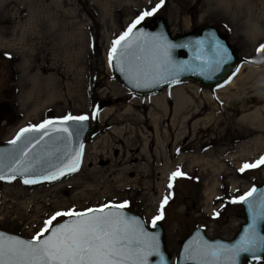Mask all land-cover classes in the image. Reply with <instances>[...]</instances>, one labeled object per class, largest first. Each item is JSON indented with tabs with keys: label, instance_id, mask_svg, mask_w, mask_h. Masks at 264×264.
I'll return each instance as SVG.
<instances>
[{
	"label": "rangeland",
	"instance_id": "obj_1",
	"mask_svg": "<svg viewBox=\"0 0 264 264\" xmlns=\"http://www.w3.org/2000/svg\"><path fill=\"white\" fill-rule=\"evenodd\" d=\"M193 1L164 0L141 22L152 25L158 15L172 34H180L200 24L224 21L238 57L264 62V51H257L264 44V0L204 8ZM158 3L160 0H0V101L10 104L13 117L10 123L7 119L1 122L0 143L45 119L85 115L92 123L96 106L116 108L104 119H100L102 110L99 112V131L85 141L83 159L90 145L95 144L99 153L105 149L103 138L116 139L114 128L133 126L132 118L116 117L132 101L141 113L158 115L164 127L170 123L169 113L161 112L152 96L164 95L171 113V95L181 90L192 100L183 111L192 115L198 108L185 125L176 120L186 134L184 147L170 153L172 167L162 192L158 185L164 178L159 175L138 174L134 168L123 169L106 156L92 154L90 164L81 162L76 172L54 182L25 184L18 178L0 179V229L32 238L56 211H83L124 201H128V210L151 226L161 201L169 196L164 218L157 222L164 228L166 248L173 259L180 236L194 227H202L209 237H233L243 221L239 197L264 182V164L240 171L244 164L264 156V126L251 130L248 121L240 119L247 109L264 105V67L244 63L229 89L184 80L151 93L129 90L113 73L108 52L112 41L132 21ZM139 125L152 136L149 121ZM128 136L126 130L124 137ZM155 158L154 166L161 163ZM177 168L184 175L172 180L170 189L169 177ZM242 264H264V253L258 259H244Z\"/></svg>",
	"mask_w": 264,
	"mask_h": 264
},
{
	"label": "snow or ice",
	"instance_id": "obj_2",
	"mask_svg": "<svg viewBox=\"0 0 264 264\" xmlns=\"http://www.w3.org/2000/svg\"><path fill=\"white\" fill-rule=\"evenodd\" d=\"M164 0L156 5L151 11L141 13L128 28L112 41L108 52V63L115 64L121 71L126 70L130 79L136 80V86H141V80L153 83H175V77L183 68H177L170 59V49L177 47L168 43L166 38L148 37L144 43H140L141 38L147 36L142 32L134 33V29L146 16H151L162 4ZM145 44L148 45L147 49ZM197 45L202 46L203 42L197 41ZM184 47L186 45H180ZM212 53L211 58L203 56L198 48L196 60L201 61V71L215 70L214 66L231 59L228 50L218 40L213 38L209 44ZM264 51V44L257 49ZM144 86H147L145 84ZM95 116V113L93 114ZM85 115L73 116L65 115L55 120L45 119L42 123L22 128L16 137L9 141L10 144H17L25 137L26 133H41L40 140L44 136H49L50 131L67 134L59 139L70 140L73 135L77 137L82 131V122L87 120ZM81 122L80 128L75 132L70 131L67 126L69 122ZM50 130V131H49ZM31 143V140H27ZM27 143L24 147H27ZM67 147V145H66ZM83 145H80L82 149ZM80 149L74 150V154L65 152L58 155V165H50L54 171L48 168H41V178L45 180H55L63 176L66 172H75L79 168ZM23 155L27 153L23 152ZM3 156H0V165L3 164ZM14 164L20 166L21 173L36 175L35 165L32 161H22L14 159ZM264 164V156L251 164H244L240 171L246 168H255ZM10 167L12 173H16V167ZM179 168L172 172L169 177L168 187L172 188V180L182 176ZM14 179L15 176H10ZM0 179L5 176L0 174ZM25 184L38 183V179L25 178ZM256 189L253 188L239 201L249 202ZM169 196H165L160 203L159 214L153 216L152 227H156L157 221L164 218V206L168 203ZM237 201H233L236 203ZM128 206V201L120 204L106 203L96 208H86L83 211L68 209L67 211H56L44 221V226L32 237L31 240L20 239L0 232V264H149V257L159 256V264H164V257L160 254V244L158 234H149L145 231V226L136 217H128L122 211ZM252 208V204H249ZM58 217H69L63 223L54 224ZM264 218V193L260 194L259 201L253 210L252 224L245 230V235L235 245L215 244L207 242L198 245L196 248L189 247L186 250L184 259L197 261V264H236V258L242 252L255 253L264 246V237L256 232V221Z\"/></svg>",
	"mask_w": 264,
	"mask_h": 264
},
{
	"label": "water",
	"instance_id": "obj_3",
	"mask_svg": "<svg viewBox=\"0 0 264 264\" xmlns=\"http://www.w3.org/2000/svg\"><path fill=\"white\" fill-rule=\"evenodd\" d=\"M152 23L153 24L151 25L147 22H141L139 25H137V28L133 30L134 33L142 32L144 34H147V36L141 38L140 43H144L148 39V37H165L168 43L177 45V47L170 49V59L177 68L182 67L183 70L179 71L178 75H176L175 77L178 82L153 83L151 81L141 80V86H136L137 82L135 79H130L129 74L126 70V66L125 71H121L114 64L113 66H111L113 73L118 78V80L129 90L131 89V91L135 93H151L164 89L166 87H170L172 85H176L184 80H193L204 86H217L226 84L238 72V69L241 65V60L238 58L234 48L229 43L228 39L220 33L219 29L216 26L209 24H200L189 31L180 34H172L169 30L166 20L163 17L158 15L155 16L152 20ZM213 38L224 44L231 59L220 63L218 66H214L215 70L201 71V61L195 59L197 50L199 48L203 56L211 58L212 53L209 49V44L213 42ZM197 41L203 42L202 46L197 45ZM180 45L186 46L181 47ZM147 47L148 45L145 44L146 49ZM244 62L253 66L264 65V63L262 62H252L250 60H245ZM145 84H147V86H144ZM103 108L104 105H98L94 109H92V123L89 119L83 121V127L80 135L78 137L76 135H73L70 140L65 141L63 139H59V137L66 136L67 134L51 132L49 130L50 135L44 136L42 140L39 139L42 135V132L26 133L25 137L27 139H22L15 145L10 144L9 142L0 143V156H3L4 158L3 164L0 165V174L5 176V179L1 180L11 181L13 179H10L9 177L14 175L15 178L21 179L22 182L25 178L38 179L39 182L54 181L42 179L40 169L48 168L50 171H54V168H51L49 166L59 164V160L57 159L58 155H63L65 152L74 154V150L80 149V145L84 146V142L93 137L99 131V112ZM11 113L12 109L10 104H8V102L6 101H0V124L4 119H7L9 123L12 122L13 117ZM94 113L95 116L93 115ZM67 126L70 128V131L75 132L78 128H80L81 122H69ZM27 140H31V143H27ZM26 143L27 147L25 148L24 145ZM21 149H23V152L27 153L26 156L22 154ZM82 151L83 147L82 149H80L81 155L79 159V165L82 158ZM14 159H20L25 162L32 161L35 165L34 170L36 171V175L21 173L19 170L20 166L14 164ZM9 166L16 167V173H12ZM67 173L72 172H66V174ZM60 177L62 176H59V178ZM255 189L256 192L253 194V197L249 199V202L240 201L239 205H241V211L239 215L243 218V221L239 224V227L234 235H232V238L226 239L220 236L209 237L202 227H194L189 232L180 236L179 250L174 260L166 248L164 228L160 223H157L155 228L152 227V225L151 227H148L145 224L143 218L139 214H137V212L135 213L126 208H124L122 211L128 217L138 218L140 222L145 226V231H147L149 234H158L160 254L164 257V264H197V261L195 260L184 259L186 250L189 247L196 248L198 245H202L205 242L211 245H235L241 239V237L245 235V230L248 229L249 225L252 224L253 210L255 209V206L259 201L260 194L264 193V182L257 185ZM250 203L253 206L252 208L249 207ZM68 219L70 218L66 217L54 224L63 223ZM0 232L9 236L18 237L20 239L31 240L29 238H26V236L24 237L3 229H0ZM256 232L259 236L264 237V218L257 219ZM263 253L264 246H261L260 250L255 253L242 252L239 254V256H237L236 264H241L244 259H257ZM149 264H159V256H150Z\"/></svg>",
	"mask_w": 264,
	"mask_h": 264
},
{
	"label": "bare ground",
	"instance_id": "obj_4",
	"mask_svg": "<svg viewBox=\"0 0 264 264\" xmlns=\"http://www.w3.org/2000/svg\"><path fill=\"white\" fill-rule=\"evenodd\" d=\"M239 4H244L243 1L246 0H217L222 5H230L233 2ZM243 64H241L242 68ZM252 66V65H250ZM264 67L262 66H253ZM253 68L254 70H256ZM240 69L237 75L223 88L229 89L234 86L236 77L239 76ZM196 93V90H192ZM173 99V104L171 113L170 109L167 106L165 96L162 94L152 96V103L163 113L168 114L170 123L164 127L160 122L158 115L148 111L147 115L141 113L135 107L134 102H130L126 105L121 111L116 113V117L119 119L122 118H132L133 126L128 124L123 127H116L113 129V133L116 135V139L108 140L106 137L102 140L104 141L105 149L101 152L96 151L95 144L90 145L88 151L85 149L83 153V165H88L92 161V154H97L98 156H106L107 158L114 160L116 163L122 165L123 169H132L134 168L138 174H154L159 175L164 181L162 185L159 184V191H163L164 183L166 177L170 174V169L172 167V162L170 159V153L178 151L181 147H184L182 141L185 139L186 134L181 130L183 126H177V121L181 122L182 125H185L186 122L191 118V116L197 114L198 108L193 112L192 115L187 114L183 111L188 109L189 105L192 103V100L185 95L181 90L174 91L171 95ZM208 96H210L208 94ZM116 108L114 107H105L100 112V119L108 117ZM171 116V117H170ZM240 119L247 120L250 125L249 128L252 130H261L264 126V105L254 106L250 109H247L240 114ZM149 121L153 127V133L150 137L149 134L143 131V128L140 127V123ZM198 122H194V126H197ZM185 127V126H184ZM126 128V129H125ZM172 128H179L177 132H173ZM128 131L130 136L124 137V133ZM258 139V137H257ZM137 141L139 143L137 144ZM120 143L119 146L115 145ZM155 157L160 158L158 165L154 166ZM155 167V168H154ZM99 169V168H96Z\"/></svg>",
	"mask_w": 264,
	"mask_h": 264
},
{
	"label": "flooded vegetation",
	"instance_id": "obj_5",
	"mask_svg": "<svg viewBox=\"0 0 264 264\" xmlns=\"http://www.w3.org/2000/svg\"><path fill=\"white\" fill-rule=\"evenodd\" d=\"M193 3L198 8H200V7L204 8V7H207V6H211V4H212V7H217L219 5H222L220 2H217V0H194ZM208 24L216 26L220 30V32L225 37H227V39L229 40V42L231 43V45L235 49V47L233 45V42H231L232 40L229 37L230 36L229 30L227 29V26L225 25L224 21H220L219 24L212 23V22H209ZM220 87H222V86H217V88H219V89H220ZM234 105L236 106V104H234Z\"/></svg>",
	"mask_w": 264,
	"mask_h": 264
}]
</instances>
